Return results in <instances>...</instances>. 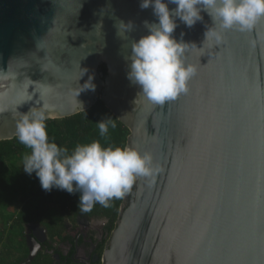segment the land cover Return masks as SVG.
<instances>
[{
  "label": "water",
  "instance_id": "obj_1",
  "mask_svg": "<svg viewBox=\"0 0 264 264\" xmlns=\"http://www.w3.org/2000/svg\"><path fill=\"white\" fill-rule=\"evenodd\" d=\"M140 3L0 0V142L31 110L61 120L101 100L154 169L125 195L101 264H264V19L241 32L204 11L192 27L176 18L172 37L196 71L161 106L128 79L132 43L159 23ZM47 235L27 229L22 264Z\"/></svg>",
  "mask_w": 264,
  "mask_h": 264
},
{
  "label": "clouds",
  "instance_id": "obj_2",
  "mask_svg": "<svg viewBox=\"0 0 264 264\" xmlns=\"http://www.w3.org/2000/svg\"><path fill=\"white\" fill-rule=\"evenodd\" d=\"M169 4L176 7L170 11ZM149 7L159 23L146 22L150 34L132 43L128 79L146 98L161 106L186 93L187 82L196 71L181 59L186 44L172 37L178 26L176 18L192 27L202 20L204 11L221 29L241 32L250 31L264 19V0H141L142 10ZM122 26L125 30L129 27ZM91 79L84 89L94 90ZM55 119V113L46 109L23 115L16 134L19 142L31 149L24 157L23 170L29 175L35 173L45 191L55 187L70 194L79 192V211L91 212L96 204L108 208L111 201L131 190L138 177L153 175L151 155H141L132 147H104L93 141L77 145L69 154L67 148L49 140L46 122ZM97 124L100 136H106L108 121Z\"/></svg>",
  "mask_w": 264,
  "mask_h": 264
},
{
  "label": "trees",
  "instance_id": "obj_3",
  "mask_svg": "<svg viewBox=\"0 0 264 264\" xmlns=\"http://www.w3.org/2000/svg\"><path fill=\"white\" fill-rule=\"evenodd\" d=\"M101 71L106 74L105 67ZM101 120L108 121L109 131L104 137L100 136L97 124ZM46 123L50 142L67 148L69 154L77 145L93 141L104 147L123 148L130 136L129 129L101 100L88 111ZM30 153L31 149L21 144L18 137L0 142V264H22L28 259L27 229L31 225L44 227L51 245L71 240L67 238V224L77 227L78 218L107 220L106 232L112 233L125 198L114 199L108 208L96 204L91 212H81L79 192L70 194L55 187L45 191L35 173L29 175L23 170L24 157ZM45 249L31 264H55L53 255Z\"/></svg>",
  "mask_w": 264,
  "mask_h": 264
},
{
  "label": "flooded vegetation",
  "instance_id": "obj_4",
  "mask_svg": "<svg viewBox=\"0 0 264 264\" xmlns=\"http://www.w3.org/2000/svg\"><path fill=\"white\" fill-rule=\"evenodd\" d=\"M107 225L108 221L103 219L78 218L77 227L67 224V238L71 240L51 245L47 235L40 251L47 248L45 250L53 255L55 264L64 260L63 264H101L112 234L106 232Z\"/></svg>",
  "mask_w": 264,
  "mask_h": 264
}]
</instances>
